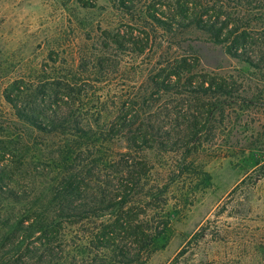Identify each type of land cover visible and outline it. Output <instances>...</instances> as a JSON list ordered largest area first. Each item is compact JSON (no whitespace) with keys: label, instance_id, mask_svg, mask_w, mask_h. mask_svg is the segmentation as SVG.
Here are the masks:
<instances>
[{"label":"rangeland","instance_id":"374dc122","mask_svg":"<svg viewBox=\"0 0 264 264\" xmlns=\"http://www.w3.org/2000/svg\"><path fill=\"white\" fill-rule=\"evenodd\" d=\"M212 4L211 0H0V141L12 142L15 148L14 158L0 157V164H10V172L21 171L11 177L12 190H32L19 203L2 199L5 195L0 192V215L6 210H30L33 191L47 188L57 176L56 170L38 167L44 160L50 162L44 145L53 147V141L35 127L32 116L48 123L46 118L60 107L66 110V105L54 104L62 93L76 92L79 99L69 105L83 116L102 114L106 122H113L123 102L137 101L141 110L143 101L150 99L155 125L172 130L184 120L179 119L177 106L187 97L179 88L172 93L157 90L154 82L163 81L177 62L188 60L195 72L234 79L249 70L246 85L254 90L258 84L264 86V74L245 62L248 55L232 56L229 42L217 44L195 24L189 25L193 9ZM218 6L221 20L239 22L255 37L257 47L250 48V55L257 60L264 50L260 47L264 0H224ZM244 97L223 99L230 107L224 117L216 116L208 134L199 135L202 142L196 144L202 147L191 156L184 150L136 152L150 167L145 192L153 197H140L135 211L145 212V224L161 232L151 247L139 251L125 240L123 258L113 248L91 246L82 228L65 225L63 253L57 247L50 255L37 252L27 259L22 252L2 248L0 264H12V258L21 264H264V97L255 98L254 105ZM36 108L44 111L31 110ZM181 127L176 125V132ZM117 140L118 150L128 154L126 139ZM184 158L193 169L182 173ZM101 221L108 225L114 217ZM39 235L30 240L36 246Z\"/></svg>","mask_w":264,"mask_h":264},{"label":"trees","instance_id":"16d2710c","mask_svg":"<svg viewBox=\"0 0 264 264\" xmlns=\"http://www.w3.org/2000/svg\"><path fill=\"white\" fill-rule=\"evenodd\" d=\"M223 1L211 0V8L203 6L193 9V16L188 17L189 25L195 24L199 31L209 35L217 44L229 42L227 48L232 56L242 59L248 55L244 57L248 67L256 73L264 74V50L257 60L252 58L250 48L257 47L255 37L239 22L221 20L222 6L218 5ZM260 47L264 48V45ZM195 67L188 60H182L172 67L163 81L154 82L157 90L164 89L172 93L175 88H179L187 97V100L180 102V107L177 106L179 119H184L179 125L176 124L182 126L178 132L176 125L172 130L155 125L157 117L152 116L150 111V99L143 101L141 110L137 109V101L123 102L113 122H106L102 114L95 118L94 115L83 116V112H76L69 105L72 100L75 102L79 99L76 98V92L62 93L55 98L54 104L62 103L66 105V110L60 107L53 117L46 118L48 123L39 122V119H33L32 116L35 127L53 141V147L44 145L48 148L47 159L50 162L44 160L38 167L56 170L58 174L48 186L44 184L47 188L40 192L33 191L36 195L29 201L32 203L30 210L23 208L14 213L12 210L2 212L0 249L7 248L18 254L22 252L27 259L37 256V252L50 255L57 247L63 253L60 245L65 235V225L82 228L80 232L86 233L91 246L100 250L113 248L117 252L115 254L123 258L127 248L123 246L125 240L137 245L139 251L151 247L161 232L158 227L153 230L145 224L142 219L145 212L137 214L135 211V204L139 203L140 197H153L145 192L146 186H149L145 176L150 167L144 159L136 157V152L176 153L184 150L183 154L189 157L202 147L196 144L202 142L199 135L208 134L216 122V116L224 117L226 109L230 107L229 102L223 99L233 98L236 94L242 97L245 95V100H252L254 105L258 103L253 101L255 98L260 100L264 97V86L258 84L254 90L246 85L249 70L240 71V79H234L233 76L195 72ZM67 88L70 89L68 85ZM145 106L147 109L143 110ZM31 110L38 113L44 111L39 108ZM140 111H145V114ZM119 138L126 139L128 154L118 150ZM0 153L3 154L1 158L6 155L14 158L13 143L7 144L1 140ZM184 159L186 164L180 168L182 173L193 169V164ZM9 166L0 164V192L5 195L2 199L13 203L23 202L31 196L32 190L30 193L12 190L11 177L21 171L10 172ZM109 215L114 217V221L104 224L101 219ZM38 233L40 246L30 241ZM12 260V264H21L20 259Z\"/></svg>","mask_w":264,"mask_h":264}]
</instances>
